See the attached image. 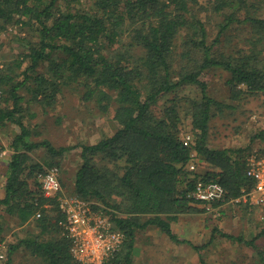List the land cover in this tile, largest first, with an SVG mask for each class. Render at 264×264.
Here are the masks:
<instances>
[{
    "label": "trees",
    "instance_id": "obj_1",
    "mask_svg": "<svg viewBox=\"0 0 264 264\" xmlns=\"http://www.w3.org/2000/svg\"><path fill=\"white\" fill-rule=\"evenodd\" d=\"M82 1L0 0V31L18 16V23L34 35L32 40L20 39L23 52L0 70V127H19L0 199V233L3 213L20 225L34 220L39 230L9 247L6 264H12L21 246L43 264H80L71 255L58 203L30 183L43 169L33 161L36 150L45 149L51 155L46 160H52L73 149H57L47 139L35 141L34 127L26 123L35 118L31 104L54 110L67 90L98 113L111 114L118 126L97 144L81 146L82 164L71 192L108 215L124 233V244L109 264H134L137 235L149 227L180 243L172 224L182 215L205 212L189 198L198 180L217 181L228 199L242 197L254 186L246 176V149L208 146L212 117L227 106L211 96L203 75L217 69L228 73L231 101L264 95V17L258 13L264 0H214L222 23L211 43L208 24L188 15L194 0H94L85 10ZM241 25L249 26L248 46L229 52L222 37ZM189 87L200 93L187 102L195 136L192 148L183 145L176 101ZM164 100L170 104L160 110ZM256 136L264 139V132ZM192 153L202 159V172L189 170L195 162ZM47 203L50 209L43 208ZM223 236L245 244L264 264V245L257 238ZM262 237L264 228L258 239Z\"/></svg>",
    "mask_w": 264,
    "mask_h": 264
},
{
    "label": "rangeland",
    "instance_id": "obj_2",
    "mask_svg": "<svg viewBox=\"0 0 264 264\" xmlns=\"http://www.w3.org/2000/svg\"><path fill=\"white\" fill-rule=\"evenodd\" d=\"M94 0H83L82 10L91 7ZM258 13L264 17V5H259ZM191 18H198L208 24L209 43L217 36L218 25L222 18L214 12V0H194L190 3ZM18 16L0 31V70L11 66L24 50V43L20 39L32 40L34 35L18 23ZM4 21L0 22L3 25ZM185 32L176 45L181 43ZM250 30L248 25L234 28L233 31L222 37L228 42L227 50L242 49L248 46ZM36 40V39H35ZM180 47L178 52H180ZM26 68V65H23ZM228 73L217 69L209 70L203 75L207 82L209 93L218 102L227 106L223 112L215 111L210 124L208 146L212 149H246V156L264 149V139L257 138L264 132V95L247 97L239 101H231L226 85ZM29 100V96L26 95ZM200 93L194 87H189L177 94L176 101L179 106L182 123L180 126L182 136L191 134L195 142L192 123L188 116V100L199 98ZM172 97V96H171ZM170 97V98H171ZM170 103L162 101L158 107L164 110V105ZM24 106H28L27 103ZM34 119H27L34 127L35 141L49 140L55 148L73 147L64 156L52 160L45 149H38L32 154L34 163L48 167L47 162L53 161V166L60 169V181L65 195L72 196L75 176L79 170L81 160V146L84 144L95 145L103 137L109 136L117 130V124L112 115L100 114L92 105H86L77 93L70 90L59 96L56 108L43 110L35 103L31 104ZM233 107L232 109L228 107ZM159 111V110H158ZM19 133L17 125L7 124L0 127V199L4 197L6 171L13 155L12 141ZM197 172L204 169L203 161L195 157ZM113 168L115 165H109ZM31 188H36V181L31 180ZM101 210L105 207L97 202ZM199 206V205H198ZM201 208H204L201 205ZM121 217L123 215L120 214ZM2 230L0 233V264H6L8 249L17 245L20 240L39 234L34 220L25 225H20L15 217L3 213ZM264 228V209L251 202L229 204L222 209L221 216L215 217L214 213H194L179 217L177 223L172 224V229L180 243H176L163 234L156 227H149L138 233L134 252V264H260L256 253L237 241H232L223 235L234 238L241 237L244 241L257 238V244L264 245V237L258 239ZM2 240V241H1ZM198 247L199 249H194ZM12 264H43L40 259L31 255L21 246L12 255Z\"/></svg>",
    "mask_w": 264,
    "mask_h": 264
},
{
    "label": "built area",
    "instance_id": "obj_3",
    "mask_svg": "<svg viewBox=\"0 0 264 264\" xmlns=\"http://www.w3.org/2000/svg\"><path fill=\"white\" fill-rule=\"evenodd\" d=\"M181 139L184 147L192 148L195 145L189 133ZM195 157V153H192V158ZM246 161V176L253 181L254 186L249 191L245 189L242 197L228 199L225 188L217 181L205 182L200 179L195 182L189 198L203 205L207 212L214 213L215 217H220L222 209L229 204L251 202L264 209V149L251 153ZM189 170L196 171L195 162L189 165ZM34 180L42 194L56 200L58 209L64 214L62 226L71 241L74 260L80 264H109L125 241L124 233L115 227L111 218L95 211L91 202L65 195L57 166L43 168ZM43 208L50 209L51 205L47 203ZM41 216L39 210L36 218Z\"/></svg>",
    "mask_w": 264,
    "mask_h": 264
}]
</instances>
